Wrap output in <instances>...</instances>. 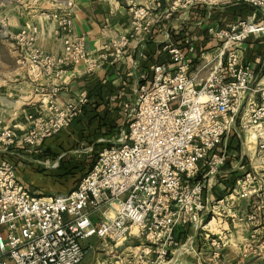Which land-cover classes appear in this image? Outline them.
<instances>
[{
	"label": "built area",
	"instance_id": "2783aa9c",
	"mask_svg": "<svg viewBox=\"0 0 264 264\" xmlns=\"http://www.w3.org/2000/svg\"><path fill=\"white\" fill-rule=\"evenodd\" d=\"M224 3H245L254 14L214 31L222 47L207 63L208 76L201 81L181 48L166 44L174 66L155 65L151 82L138 86L134 104L127 105L126 129L98 153L75 189L33 194L18 179L13 162H0V264H85L94 248L92 239L113 243L104 250L108 258L98 264H171L182 249L196 252L192 241L180 242L176 231L180 226L206 231L217 205L221 209L228 205L225 198L214 203L209 196L226 163V153L218 147L238 131L245 100L252 95H259L261 102L249 107L244 128L255 131L258 149L264 151V85L254 84V73L241 64L239 54L251 35L264 37V0H174L175 6L185 8ZM73 6V0H66L65 12L47 15L57 19L63 57L37 48V27L19 32L37 69L49 71L86 60L85 37L72 30L68 10ZM132 11L137 27L151 16L142 6ZM130 38L123 33L112 40L108 54L112 62L124 56ZM95 66L89 62L88 71ZM86 102L83 95L79 105L52 104L45 118L29 115L34 123L22 136L0 117V150L45 140L70 125ZM258 179L263 188L264 170L246 172L237 180V195L249 196ZM255 217L251 213L248 220ZM129 239L142 243L124 245ZM227 239L224 233L211 240L216 255Z\"/></svg>",
	"mask_w": 264,
	"mask_h": 264
},
{
	"label": "crops",
	"instance_id": "0c3cea01",
	"mask_svg": "<svg viewBox=\"0 0 264 264\" xmlns=\"http://www.w3.org/2000/svg\"><path fill=\"white\" fill-rule=\"evenodd\" d=\"M73 1L74 6L68 12L73 18V34L85 37L86 60L76 64H61L49 71L40 70L31 61L24 42L19 40V65L12 78L0 85V117L6 126L14 128L22 136L33 126L34 122L29 115L45 118L51 114L49 108L52 104L60 107L71 103L79 105L83 95H86L87 102L81 106L69 129L45 139L37 146L16 143L7 150H0V162L4 159L13 162V158L26 152L25 148L29 150L38 147L41 153L58 154L55 156L57 158H47L48 163L40 161V164L47 165L46 169L50 168L47 174H50V170L58 174L61 171L58 162L65 154L61 149L64 142L73 143L82 139L98 141L103 129L106 134L113 130L109 123L116 128L126 125L127 105L134 104L141 83L151 82L155 65L167 63L174 66L170 54L164 50L166 44L173 43L181 48L191 59L192 71L199 72L202 81L210 72L211 65L207 63L222 47L214 31L227 28L231 23L254 14L253 8L245 3L215 6L197 4L185 8L175 6L174 0ZM65 2L22 0L20 6L5 11L6 16L1 23L7 33L12 35L23 29L37 27V48L60 58L66 55V51L57 33L58 22L55 17L49 18L47 15L65 12ZM139 6L147 8L151 15L142 27L135 26L132 11V8ZM123 33L131 36L129 46L120 60L112 62V57L108 55L111 42ZM191 45L193 51L189 49ZM239 54L241 64L254 73V84L264 85V37L251 35L241 46ZM91 61L96 64L92 72L88 71ZM260 102L259 95L249 96L245 100L246 111L240 118L242 121L238 122V131L218 147L219 151H225L226 163L209 191V196L214 203L225 198L228 205L225 209L217 205V214L210 218L206 231L198 233L191 226H180L176 231L180 242L192 241V247L195 248V240L204 241L212 251H216V248L209 244L211 239L227 233L226 244L219 255L213 256V259L218 258L215 264H264V187L260 186L258 179L249 196L241 198L235 191L237 180L246 172L257 174L264 170V151L258 149L255 131L244 128L250 116L249 107ZM100 124H104L101 129ZM17 176L33 194L53 195L44 194L43 181L39 175L29 181L21 177L18 170ZM28 183L33 187H29ZM251 213L255 214V221L248 220ZM253 233L257 234V238L252 237ZM96 241L92 239L91 243ZM195 250H199L195 254L198 262H202V249ZM190 254L191 249H182L173 263L190 264L187 258L197 257ZM101 260H97L91 251L85 264H98Z\"/></svg>",
	"mask_w": 264,
	"mask_h": 264
},
{
	"label": "rangeland",
	"instance_id": "374dc122",
	"mask_svg": "<svg viewBox=\"0 0 264 264\" xmlns=\"http://www.w3.org/2000/svg\"><path fill=\"white\" fill-rule=\"evenodd\" d=\"M21 1L22 0H0V85H3L6 81H9L12 78L15 69L19 65L18 58L21 52V46L19 44V32L13 35L8 34L7 29L3 26L1 20L6 16V10L14 9L20 6ZM74 120L75 119H73L70 125L62 128L60 131L56 132L48 138H53L56 135L60 134L63 130L65 131V129H69ZM102 126H104V124H100V127L98 126L99 129H101ZM109 126L112 127L113 130L106 134V130L103 129L102 136L99 139L100 141L82 139L73 143L64 142V147L61 146V149L64 150L65 154L60 162H58L59 165H61V171L58 174L57 171L54 172L51 170L50 174H47L46 172H49L48 169L50 168L46 169L45 166L47 165L40 164V161L48 163L46 161L47 158H57L55 156H57L58 154H55L54 152H50L49 154L41 153L40 148L38 147L31 148L29 150L27 147L25 148L26 152L20 153L19 156H16L12 160L17 168V171L19 170L20 176L25 180L33 181L34 178L37 177L36 175H39L38 177H41L40 179H42L43 181L42 185L44 194H64L68 192L70 190V187L74 185L75 181L82 176V171L85 169V165L88 163V159L95 157L97 155V152H99L104 147H107L114 140H116V136L120 135L126 129L127 123L126 125L118 128L111 125V123H109ZM41 143L42 141H38L30 146H37ZM50 163H54V161ZM35 164L38 166H34ZM74 164L75 166H73ZM48 166L51 167L50 164ZM35 168L40 171L36 170ZM43 178H45V180ZM28 185L31 188L33 187L31 183H28ZM130 243L131 245H139L142 243V241L139 239H129L123 242L124 245ZM209 244H211V242ZM112 245L113 243L110 241L108 243H104L103 241H96V243H94L93 245L94 248L92 250V255L95 256L97 260L101 258L103 260H106L108 257L106 251L104 250L111 249L113 247ZM194 246L195 248L202 249V253L200 254V256H202V262H198V256L195 253H197V251L199 252V250H196L195 253L191 251L192 254L190 255H195L197 257L194 256L195 258H193L189 256L187 258L190 264H215L214 262L218 260V258L213 259L215 251L209 249L210 245L206 244V242L195 240ZM211 247L214 248L212 244Z\"/></svg>",
	"mask_w": 264,
	"mask_h": 264
},
{
	"label": "trees",
	"instance_id": "16d2710c",
	"mask_svg": "<svg viewBox=\"0 0 264 264\" xmlns=\"http://www.w3.org/2000/svg\"><path fill=\"white\" fill-rule=\"evenodd\" d=\"M109 146V145H108ZM105 148V147H104ZM103 148V149H104ZM103 149H101V150H103ZM100 150V151H101ZM99 151V150H98ZM99 151V152H100ZM99 152H97V155L95 156V157H93V158H90V159H88V163L85 165V169L82 171V176L81 177H79L76 181H75V183H74V185L72 186V188L70 189V190H73V189H75L76 187H77V185L79 184V182H80V180L82 179V177L92 168V166H93V164H94V162H95V160H96V158H97V156H98V153ZM69 190V191H70Z\"/></svg>",
	"mask_w": 264,
	"mask_h": 264
},
{
	"label": "bare ground",
	"instance_id": "6f19581e",
	"mask_svg": "<svg viewBox=\"0 0 264 264\" xmlns=\"http://www.w3.org/2000/svg\"><path fill=\"white\" fill-rule=\"evenodd\" d=\"M110 214H111V215H113V214H114V212H110Z\"/></svg>",
	"mask_w": 264,
	"mask_h": 264
}]
</instances>
